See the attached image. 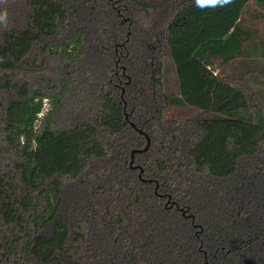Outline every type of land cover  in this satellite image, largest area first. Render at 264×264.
Here are the masks:
<instances>
[{
	"label": "trees",
	"instance_id": "16d2710c",
	"mask_svg": "<svg viewBox=\"0 0 264 264\" xmlns=\"http://www.w3.org/2000/svg\"><path fill=\"white\" fill-rule=\"evenodd\" d=\"M251 5L0 4V264H264Z\"/></svg>",
	"mask_w": 264,
	"mask_h": 264
},
{
	"label": "rangeland",
	"instance_id": "374dc122",
	"mask_svg": "<svg viewBox=\"0 0 264 264\" xmlns=\"http://www.w3.org/2000/svg\"><path fill=\"white\" fill-rule=\"evenodd\" d=\"M242 25L252 29L255 32L256 41L260 43V45H264V10L258 8L255 5H251L249 9L246 11V13L243 16ZM243 68H241L240 65L228 68L226 71L227 73L231 74H237L241 75L243 72ZM171 81L173 83L176 82L175 76L172 74ZM190 110L185 108H168L167 114L170 118L179 117L181 115H185ZM197 114L200 115H207V113H200L197 112ZM237 178H243L246 188L245 190L251 191L252 188L256 187L254 186V180L251 178L245 177L242 173L237 176Z\"/></svg>",
	"mask_w": 264,
	"mask_h": 264
},
{
	"label": "clouds",
	"instance_id": "9594fccd",
	"mask_svg": "<svg viewBox=\"0 0 264 264\" xmlns=\"http://www.w3.org/2000/svg\"><path fill=\"white\" fill-rule=\"evenodd\" d=\"M6 0H0V4L5 3ZM232 2V0H195V4L198 8H216V7H224ZM8 11L4 9L0 11V25L7 26L8 23Z\"/></svg>",
	"mask_w": 264,
	"mask_h": 264
},
{
	"label": "water",
	"instance_id": "95a60500",
	"mask_svg": "<svg viewBox=\"0 0 264 264\" xmlns=\"http://www.w3.org/2000/svg\"><path fill=\"white\" fill-rule=\"evenodd\" d=\"M147 139H148V144H147V146H146V148L145 149H136V151H145V150H147L148 148H149V146H150V143H151V140H150V138L149 137H147ZM133 162V161H132Z\"/></svg>",
	"mask_w": 264,
	"mask_h": 264
}]
</instances>
